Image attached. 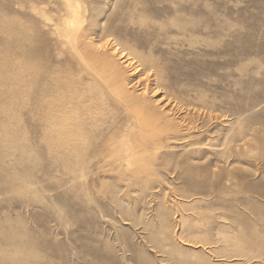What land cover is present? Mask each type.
<instances>
[{
  "label": "rangeland",
  "instance_id": "rangeland-1",
  "mask_svg": "<svg viewBox=\"0 0 264 264\" xmlns=\"http://www.w3.org/2000/svg\"><path fill=\"white\" fill-rule=\"evenodd\" d=\"M58 1L0 0V264H264V0ZM68 2L90 8L69 27H107L136 62L127 89L143 75L173 123L190 111L182 139L142 143L150 119L126 126L110 75L59 55L33 6L59 23ZM73 108L87 158L68 162L46 121Z\"/></svg>",
  "mask_w": 264,
  "mask_h": 264
},
{
  "label": "bare ground",
  "instance_id": "bare-ground-1",
  "mask_svg": "<svg viewBox=\"0 0 264 264\" xmlns=\"http://www.w3.org/2000/svg\"><path fill=\"white\" fill-rule=\"evenodd\" d=\"M9 1H12L20 5L27 2L34 4L35 2V0H9ZM59 1L63 2L62 0ZM42 2L44 3L45 1ZM51 4L52 2L50 3V5ZM55 5H57V3H55ZM62 5L58 6V9H56L57 10L56 12L60 13L59 18H57V20L60 21L59 23L55 22L54 18H51L47 15V12L49 10L53 12L52 6L48 9H44V8L38 9L36 6L33 7L34 10H38L40 16L46 20L48 26L54 28L53 33H55L58 36L56 42L57 43L56 50L59 52V55L75 57L82 72L90 76V78L105 77L104 75H110V80L112 79L114 84H116L117 91L118 93H120L119 95L120 102L125 106V109L128 112L133 110L135 111L136 114V115L135 114L126 115V122H125L126 126H129L133 122V119L135 118L141 119L147 117L150 119L149 123H151L150 128L152 129L151 131L152 134L144 135L142 137V143L149 144L150 142L153 144L155 148L161 145L163 142H165V140L182 139L179 137L181 131L183 130L190 131L191 129H193L191 126L193 125L194 121L190 114V111L183 114L181 119H179L180 121L178 120V122L176 123H173L172 119L169 118V115L171 113L173 114V111H175L173 104L177 102L173 98H169L170 96L165 98L160 97V99L156 98L155 100H152L153 98L152 99L149 98V94L151 93L153 95L156 93V91L155 89L152 88L153 86L151 87L149 84L143 82L142 79H145L143 75L142 76L144 78H142V76H139V78L137 77L138 80L136 81V83L137 84L139 83L138 86L141 87L139 89H135L136 91H131L127 89L125 85L121 83L122 79L120 76L121 72H119L120 71L119 61H122L123 64L131 65V66L134 65L136 62L134 63V61H132L130 57L124 55L125 52L124 53L121 52L116 44H114L116 46L111 45L110 42L108 41L109 39L103 43H101L102 41L98 43L97 38L99 39V37L101 38L102 36L104 37L107 36L105 35L108 31L107 27L101 28L100 24H96L91 20L87 22V25L84 26L80 25L78 28H71L68 26V22H70V19L73 16V14L76 16L84 13L83 16H85V12L87 10L89 11L90 8L80 5L79 3L78 4L76 3L74 5L72 2H68L66 5L63 6ZM62 20H64L65 22L64 23L65 26H63L65 28H62L58 25L60 23L61 25L63 24ZM83 20L85 19L83 18ZM71 21H73V19ZM80 22L81 21L79 19L78 23ZM38 25L40 24L38 23ZM50 27L48 28L49 30ZM39 29L40 28L35 27L36 30L35 51L37 53V58H38V62L36 64L37 66H39L40 60L43 57V55L45 56L50 54L51 57V53L49 54L45 53V50L50 46V42L48 40L46 42L43 40ZM111 41L113 42V40ZM135 68L136 70L138 69L137 67ZM144 75L146 76V73H144ZM148 86L152 89L150 90ZM73 106L76 107V105ZM186 122L187 124H185ZM84 125H85L84 117L79 112H77L75 108L71 109L70 111H67L65 118L63 120H60L59 118L53 116L48 117L46 121V132H45L46 133L45 137L48 146L52 151L60 152V153L62 152L66 154L65 160H67L68 162L74 161L75 158H81V159H84V157L87 158V155L85 153V146H84L85 140L78 136V134L84 133L83 132ZM121 156L122 154H120V156L116 158L120 159ZM88 159H90V157ZM142 160L143 159H141V161Z\"/></svg>",
  "mask_w": 264,
  "mask_h": 264
}]
</instances>
